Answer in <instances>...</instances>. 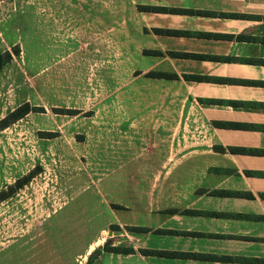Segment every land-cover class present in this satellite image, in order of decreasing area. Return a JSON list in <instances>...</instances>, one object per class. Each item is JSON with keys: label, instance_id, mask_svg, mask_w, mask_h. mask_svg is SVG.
I'll use <instances>...</instances> for the list:
<instances>
[{"label": "crops", "instance_id": "0c3cea01", "mask_svg": "<svg viewBox=\"0 0 264 264\" xmlns=\"http://www.w3.org/2000/svg\"><path fill=\"white\" fill-rule=\"evenodd\" d=\"M121 11L105 54L123 66L122 97L136 95L125 104L138 118L123 122L158 128L122 151L94 237L65 252L25 231L24 264H88L96 251L89 264H264V0Z\"/></svg>", "mask_w": 264, "mask_h": 264}, {"label": "rangeland", "instance_id": "374dc122", "mask_svg": "<svg viewBox=\"0 0 264 264\" xmlns=\"http://www.w3.org/2000/svg\"><path fill=\"white\" fill-rule=\"evenodd\" d=\"M121 8L122 0H0V56L12 54L0 68V264H24L25 231L35 228L46 246L82 249L105 224L103 192L120 176L112 173L122 151L158 128L123 122L138 118L125 104L136 95L122 97L123 66L105 54L111 33L119 42ZM20 107L44 110L2 129Z\"/></svg>", "mask_w": 264, "mask_h": 264}, {"label": "trees", "instance_id": "16d2710c", "mask_svg": "<svg viewBox=\"0 0 264 264\" xmlns=\"http://www.w3.org/2000/svg\"><path fill=\"white\" fill-rule=\"evenodd\" d=\"M15 53L18 54L17 50ZM11 59H12V54L9 51H6L3 54V56H0V68L5 63L11 61ZM43 110H44L43 108H39V107H33V108L26 107L24 109H23V107H20L19 109L15 110L14 112L9 114V117H11L12 119L5 121V124L2 126V129L8 128L12 124H14L16 121L22 119L23 117H25L26 115H28L31 112L40 113V112H43ZM104 249H109V247L105 246ZM114 251L124 253V254H127L130 252L129 249H122V248H117Z\"/></svg>", "mask_w": 264, "mask_h": 264}, {"label": "water", "instance_id": "95a60500", "mask_svg": "<svg viewBox=\"0 0 264 264\" xmlns=\"http://www.w3.org/2000/svg\"><path fill=\"white\" fill-rule=\"evenodd\" d=\"M99 254V251L94 252L91 256H90V260H94L95 257Z\"/></svg>", "mask_w": 264, "mask_h": 264}]
</instances>
